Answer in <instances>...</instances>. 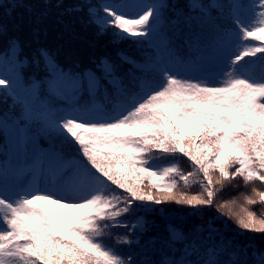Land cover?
I'll use <instances>...</instances> for the list:
<instances>
[{
  "label": "snow or ice",
  "instance_id": "6c2138e0",
  "mask_svg": "<svg viewBox=\"0 0 264 264\" xmlns=\"http://www.w3.org/2000/svg\"><path fill=\"white\" fill-rule=\"evenodd\" d=\"M0 11V264H264V0Z\"/></svg>",
  "mask_w": 264,
  "mask_h": 264
},
{
  "label": "trees",
  "instance_id": "16d2710c",
  "mask_svg": "<svg viewBox=\"0 0 264 264\" xmlns=\"http://www.w3.org/2000/svg\"><path fill=\"white\" fill-rule=\"evenodd\" d=\"M75 2V0H66V3H73ZM168 2L170 4H178L180 6H184L187 4L188 0H168ZM3 18V12L0 11V19ZM91 40V36H88V37H85V39L83 40H78V41H75L73 43V48L74 49H80V55L82 56V58L85 59V61L87 60V56L90 55V54H95V55H102L105 51H114L115 50V47L117 46H113L111 43H110V40L108 37H104L102 38L100 41H98L95 45L94 48H90L89 45H88V41ZM248 43H255L254 41H248ZM52 47L53 49L55 50L56 48V44L55 42H52ZM118 47L120 48H124V49H129L131 47L130 43L128 41H123L121 42ZM65 51H62L61 52V57L63 58V56L65 55ZM248 59V58H246ZM243 63V62H242ZM26 71H32V69H27ZM3 100V96H0V101ZM11 103V98L9 97L8 98V104ZM7 105L0 102V110H3L4 108H6ZM3 141L2 139H0V144H2ZM181 167L187 171L189 170V162H187L186 158L183 159L182 163H181ZM193 192L196 191V188L193 187L192 189ZM235 193H226L224 195V199H229L231 198V196H234ZM164 207H168V208H178L179 206L177 205H165ZM254 210H256L259 214V208L260 206L259 205H256V206H253ZM229 223L231 224L232 222L229 221ZM233 228H235V225L233 224ZM246 237H253L257 240V243L259 244L260 243V240H259V236L260 234H253V233H246L245 234Z\"/></svg>",
  "mask_w": 264,
  "mask_h": 264
}]
</instances>
